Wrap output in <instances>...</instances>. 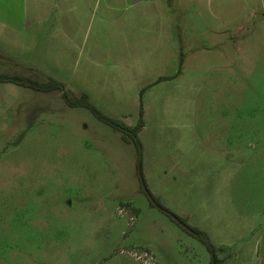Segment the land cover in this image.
Here are the masks:
<instances>
[{
  "label": "rangeland",
  "instance_id": "374dc122",
  "mask_svg": "<svg viewBox=\"0 0 264 264\" xmlns=\"http://www.w3.org/2000/svg\"><path fill=\"white\" fill-rule=\"evenodd\" d=\"M40 1L0 0V18L11 27L0 29L8 35L7 42H0V74L54 79L72 98L91 95L100 112L128 127L137 124L144 89L148 123L141 142L160 161L163 136L174 132L167 121L180 117L183 102L206 97L244 102L252 117L264 119V0H231L228 8L222 7L223 0H203L205 6L211 3L215 21H232L229 77L202 62L207 59L202 49L215 42L182 38L181 73L188 74L189 85L178 90L172 83L154 82L178 68V54L166 35L172 30L168 21H179V0H164L171 7L168 19L157 9L145 10L143 3L134 12L124 5L108 12L122 16V25L88 17L78 27L75 22L69 26L70 15L50 13L46 1ZM186 3L194 5V0ZM184 12L193 16L188 7ZM99 25L106 36L98 39L108 40L106 51L113 52L105 60L90 61L89 42ZM119 27L120 35L114 32ZM249 36L247 44L239 43ZM70 41L75 43L71 50ZM212 59L222 63L218 56ZM204 74L207 90L194 94ZM211 80L215 84L209 91ZM147 161L143 148L138 161L132 143L123 142L89 110L68 107L61 92L0 83V264H205L203 244L150 204L143 184L171 213L184 196L175 185L169 187L171 175L164 177L161 167ZM134 251L147 257L137 260Z\"/></svg>",
  "mask_w": 264,
  "mask_h": 264
},
{
  "label": "crops",
  "instance_id": "0c3cea01",
  "mask_svg": "<svg viewBox=\"0 0 264 264\" xmlns=\"http://www.w3.org/2000/svg\"><path fill=\"white\" fill-rule=\"evenodd\" d=\"M45 1L48 12L70 15V27H73L72 22L78 27L80 20L88 17L100 22L110 19L122 25V16L115 17L108 12L123 9V5L134 12V9H140L139 5L145 3V10L157 9L162 19L165 14L168 19L171 11L170 5L164 0H146L135 5H128L126 0ZM232 2L234 4V1L223 0L221 5L223 7L225 4L228 8ZM40 3L45 2L41 0ZM182 3L184 0H179V21L175 24L168 21L172 30L166 36L175 48L178 58L182 52L183 68L185 56L182 38H200L208 42L211 40L215 43H207L210 47L202 49L207 57L202 62L209 66V70H222V76L229 77L226 59L231 54L227 42L235 39V32L230 26L232 21H215L211 3L205 6L203 0H194V5L188 6L187 3ZM187 7L193 16L185 14ZM1 12H4L2 8ZM253 12L257 13L255 9ZM261 12L264 13V8ZM154 17L153 14L151 20ZM2 18L3 16L0 18V29L5 26L11 29ZM261 23L264 24V20ZM215 26L219 28L215 29ZM130 29L134 34V16L130 20ZM238 30H241L240 26ZM93 31V41L89 42L88 47V60L100 61L111 57L113 49L108 52L105 48L108 40L98 39L99 35L101 38L106 36L103 26L99 25ZM114 32L120 35L122 30L119 27ZM7 36L0 31V42H7ZM249 39L250 36L241 39L239 43L245 45ZM34 42L36 45V38ZM72 44L70 41V50L75 48V43L74 46ZM0 52L4 54L1 50ZM213 56L220 57L222 63L213 61ZM207 80L208 75L204 74L201 85L192 89L194 94L207 90L202 85ZM165 82L172 83L173 90L183 87L187 89L185 87L189 85L188 74L182 72L180 76L161 83ZM214 84V80L208 83L209 91L214 89ZM90 96L88 98L92 101ZM182 104L180 117L167 121L174 132L163 136L161 161L155 154L151 156L149 148L146 149L141 142L143 157L147 155L148 165L161 167L164 177L171 175L174 178L169 182V187L174 189L176 186L175 189L183 193V200L177 209L170 210L186 220L191 227L206 233L222 264H264V119L259 116L252 117L251 108L244 102H216L206 97L200 102L194 100ZM143 122L144 127L139 133L140 141L148 123L144 118ZM202 246L207 255L205 264H210V253Z\"/></svg>",
  "mask_w": 264,
  "mask_h": 264
},
{
  "label": "trees",
  "instance_id": "16d2710c",
  "mask_svg": "<svg viewBox=\"0 0 264 264\" xmlns=\"http://www.w3.org/2000/svg\"><path fill=\"white\" fill-rule=\"evenodd\" d=\"M182 67H183V54L182 52H180V56L178 60V68L176 73L171 76L160 77L154 82V84L172 80L180 76ZM0 83H10L42 93H50L54 91L61 92V97L68 107L85 108L89 110L98 121L109 126L114 131L120 133L123 142L132 143L135 147L138 161H140L142 157V144L139 139V133L144 127V122H143L144 109L142 105V96L145 92L144 89L141 90L139 93L140 101H139V114H138L137 124L134 127H128L123 123L110 119L102 112H100L94 105H92L87 95L82 94L78 98L70 97L69 94L64 90V86L54 79L49 78L46 82H39L16 75L0 74ZM143 191L146 193L151 205L156 206L160 211L165 213L176 225H178L183 231H185L190 236L194 237L196 240H198L201 244H203L206 247V249L208 250L211 256L210 264H222V261L217 258L216 255L217 250L215 246L210 242L206 233H204L199 229L191 227L190 225L187 224L186 220L180 218L174 213H171L168 209L161 206L157 202V200L149 193V191L146 189L144 184H143Z\"/></svg>",
  "mask_w": 264,
  "mask_h": 264
},
{
  "label": "built area",
  "instance_id": "2783aa9c",
  "mask_svg": "<svg viewBox=\"0 0 264 264\" xmlns=\"http://www.w3.org/2000/svg\"><path fill=\"white\" fill-rule=\"evenodd\" d=\"M131 253V252H129ZM131 255L136 258L137 260H142L143 257H147L145 253H143L142 255H138V253H136L135 251L133 253H131ZM143 263L145 264H152L151 262L147 261V260H143Z\"/></svg>",
  "mask_w": 264,
  "mask_h": 264
},
{
  "label": "water",
  "instance_id": "95a60500",
  "mask_svg": "<svg viewBox=\"0 0 264 264\" xmlns=\"http://www.w3.org/2000/svg\"><path fill=\"white\" fill-rule=\"evenodd\" d=\"M146 0H126L128 5H135Z\"/></svg>",
  "mask_w": 264,
  "mask_h": 264
}]
</instances>
